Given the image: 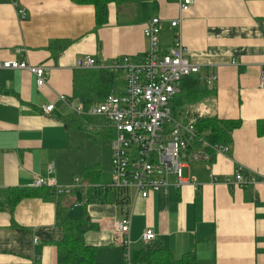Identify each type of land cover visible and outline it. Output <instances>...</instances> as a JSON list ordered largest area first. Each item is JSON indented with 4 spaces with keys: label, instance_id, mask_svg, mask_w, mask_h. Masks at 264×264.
Masks as SVG:
<instances>
[{
    "label": "crops",
    "instance_id": "crops-1",
    "mask_svg": "<svg viewBox=\"0 0 264 264\" xmlns=\"http://www.w3.org/2000/svg\"><path fill=\"white\" fill-rule=\"evenodd\" d=\"M19 8L25 11L22 19ZM154 16L163 21L162 50L178 33L185 57L200 66L199 74L215 76L210 85L203 84L210 90L207 96L179 109H185L183 120L217 118L240 121V126L230 133L226 153L210 163L185 162L188 183L177 186L170 176L168 186L146 199L129 191L123 206L110 193L114 132L107 120L78 117L62 102L49 114L43 107L59 95L83 104L73 98V86L82 93L97 89V76L88 74L98 70L77 68L80 58L101 64L122 56L142 58L147 49L143 29ZM173 20H179L177 27L171 26ZM106 35L123 41L119 49ZM58 40L69 44L50 50ZM18 49L24 52L16 54ZM12 58L43 65L47 84L38 88L27 71L0 70V193L21 189L28 195L12 214L0 212V264H58L62 230L57 214L86 217L83 242L93 248L96 264H125L115 223L126 215L132 252L146 245L141 235L151 229L154 241L175 259L192 252L197 264H264V185L230 189L224 184L237 167L248 177L264 176V88L259 85L264 0H194L184 13L177 0H127L110 3L99 28L93 8L71 0H0V61ZM113 89L124 91V83ZM97 94L92 92L93 101ZM51 164L54 172L48 175ZM38 176H50L61 186L78 178L81 187L47 199L34 194Z\"/></svg>",
    "mask_w": 264,
    "mask_h": 264
},
{
    "label": "built area",
    "instance_id": "built-area-1",
    "mask_svg": "<svg viewBox=\"0 0 264 264\" xmlns=\"http://www.w3.org/2000/svg\"><path fill=\"white\" fill-rule=\"evenodd\" d=\"M181 13L187 12L194 0H177ZM19 18L25 16L23 9H17ZM162 19L154 16L147 20L143 36L147 49L142 58L122 56L114 58L109 64L97 63L92 57H83L76 61V67L84 70H106L118 74L124 83V91L111 92L100 103L84 106L73 105L66 96H56L43 107L49 114L54 104L62 102L78 117H104L113 128L114 136L110 140L111 183L110 189L117 198H128V192L143 199L148 198L169 185V177L176 179L177 186L188 183L183 180V167L188 160L211 162L213 156L228 151L226 145H210L197 132L194 120L178 121L183 112L172 115L170 102L180 91L181 80L189 75L198 74L200 66L191 63L185 57V49L176 33L173 44L166 50L160 48ZM179 20L171 21L177 27ZM24 52L18 49L16 54ZM235 65V62H231ZM0 70H23L35 77L36 86L43 88L47 84V70L43 65L32 66L16 58L0 61ZM207 85L215 81L213 74L206 78ZM259 85L264 88V64L260 67ZM48 175L54 172V164L48 167ZM259 182L264 185V176L256 179L246 176L241 167H237L233 177H226L224 184L230 189L248 188ZM196 186V185H195ZM32 187H47L55 195L69 194L81 187L76 178L72 184L61 186L50 177H36ZM115 230L122 236L121 248L125 264L131 260L130 219L126 215L115 223ZM144 242L154 241L156 236L151 229H145L141 235Z\"/></svg>",
    "mask_w": 264,
    "mask_h": 264
},
{
    "label": "trees",
    "instance_id": "trees-1",
    "mask_svg": "<svg viewBox=\"0 0 264 264\" xmlns=\"http://www.w3.org/2000/svg\"><path fill=\"white\" fill-rule=\"evenodd\" d=\"M127 0H71L76 5L91 6L94 11V20L96 28L103 26L107 21V7L110 3L120 4ZM58 44L62 49L69 44L67 41H52L48 48L54 50ZM91 76H97L99 83L97 89H86L84 93L80 92L77 87L73 86V98L80 100L84 106L100 103L111 92L115 86L122 85V78L115 73L98 70L89 72ZM208 76V75H207ZM201 74H192L181 80L180 91L173 97L170 102V110L174 115L177 109L198 102L207 96L209 89L204 88L206 84L205 78ZM97 100L91 99L92 92H97ZM195 128L200 133L202 139L210 145H227L230 142V133L240 126V121H225L217 118L196 119L194 121ZM213 160V158H212ZM38 196L47 199H57L59 196L47 187L36 188ZM109 190V188H105ZM21 189H13L5 192L4 198L0 197V212H8L12 214L16 204L25 196H28ZM34 195L32 192L30 193ZM120 205H127V198L118 199ZM57 226L62 230V239L57 243V262L58 264H96L94 261L93 248L84 245L83 236L88 230V221L86 217L82 219H68L57 214ZM131 260L133 264H197L194 253L188 252L183 254L179 259H175L172 252L167 249L160 241H150L138 250L131 251Z\"/></svg>",
    "mask_w": 264,
    "mask_h": 264
},
{
    "label": "rangeland",
    "instance_id": "rangeland-1",
    "mask_svg": "<svg viewBox=\"0 0 264 264\" xmlns=\"http://www.w3.org/2000/svg\"><path fill=\"white\" fill-rule=\"evenodd\" d=\"M106 36H107V38L109 39L108 43L111 44V45H114L116 49H117V48L119 49V47L121 46V44L123 43V41H121L120 38H115V39H114V36H113V37H111L110 35H106ZM101 44H102V42H101ZM101 47H102V46H101ZM189 110H191V109H189ZM182 112H183V117H185V109H182ZM177 113H179V109L177 110L176 114H177ZM183 117H182V119H181V118L179 117V115H178L176 118H177L178 121H182V120H183ZM190 166H191V168L193 167L192 164H190ZM185 175H186V174H185ZM110 193L116 194L113 190L110 191Z\"/></svg>",
    "mask_w": 264,
    "mask_h": 264
}]
</instances>
